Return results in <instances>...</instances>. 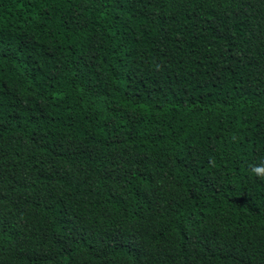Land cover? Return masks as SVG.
<instances>
[{
	"label": "trees",
	"instance_id": "obj_1",
	"mask_svg": "<svg viewBox=\"0 0 264 264\" xmlns=\"http://www.w3.org/2000/svg\"><path fill=\"white\" fill-rule=\"evenodd\" d=\"M264 0H0V264H264Z\"/></svg>",
	"mask_w": 264,
	"mask_h": 264
},
{
	"label": "clouds",
	"instance_id": "obj_2",
	"mask_svg": "<svg viewBox=\"0 0 264 264\" xmlns=\"http://www.w3.org/2000/svg\"><path fill=\"white\" fill-rule=\"evenodd\" d=\"M250 171L255 178L264 180V165L251 166Z\"/></svg>",
	"mask_w": 264,
	"mask_h": 264
}]
</instances>
